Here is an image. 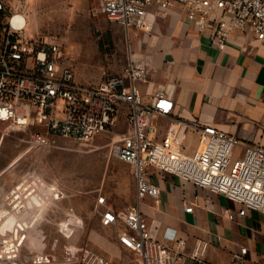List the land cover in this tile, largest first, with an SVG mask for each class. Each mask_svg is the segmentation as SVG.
I'll use <instances>...</instances> for the list:
<instances>
[{"label":"built area","instance_id":"obj_1","mask_svg":"<svg viewBox=\"0 0 264 264\" xmlns=\"http://www.w3.org/2000/svg\"><path fill=\"white\" fill-rule=\"evenodd\" d=\"M31 1L0 0L2 137L7 130H35L30 141L35 145L63 138L87 151L95 139L111 132L110 154L129 166L136 201L122 211H115L104 195L96 196L95 203L102 226L116 228L119 244L134 253L136 264H177L184 246L172 229L164 231L162 240L153 239L147 230L140 205L147 197L159 198V187L151 180L157 174H169L264 214V145L244 144L213 126L173 118V101L164 91H156L151 103H142L137 83L146 80L147 71L132 60L97 83L77 82L72 69L62 64L60 44L27 38L25 25L15 20L25 19L24 8ZM171 4L180 6L199 31L208 30L219 50L233 33L264 42V0H102L101 11L127 34H150ZM157 119L167 121L162 135ZM189 134L197 136L190 155L184 153ZM236 147L242 151L234 158ZM48 192L54 200L63 199L57 185ZM183 209L191 212L193 204L187 202ZM204 250L205 244H198L193 257H203ZM246 254L247 249L240 248L232 264H244ZM49 262L50 257L42 255L31 264ZM78 263L112 264L86 249Z\"/></svg>","mask_w":264,"mask_h":264},{"label":"rangeland","instance_id":"obj_2","mask_svg":"<svg viewBox=\"0 0 264 264\" xmlns=\"http://www.w3.org/2000/svg\"><path fill=\"white\" fill-rule=\"evenodd\" d=\"M101 4L102 0H32L24 8L23 32L35 41L59 43L62 64L72 69L76 81L97 83L119 73L131 60L132 49L130 35L102 14ZM152 33L156 34L140 36L151 38ZM4 127L0 264H31L42 255L50 257L48 264H79L85 249L112 264H136L134 253L119 244L116 228L102 226L95 203L96 196L104 195L109 205L122 211L136 201L129 166L110 154L111 132L95 139L86 151L63 138L35 145L30 142L35 130H7L2 137ZM196 139L188 135L186 153L194 149ZM241 151L236 147L233 157ZM51 185L59 187L62 200L53 199Z\"/></svg>","mask_w":264,"mask_h":264},{"label":"crops","instance_id":"obj_3","mask_svg":"<svg viewBox=\"0 0 264 264\" xmlns=\"http://www.w3.org/2000/svg\"><path fill=\"white\" fill-rule=\"evenodd\" d=\"M153 32L151 38L129 33L131 60L149 74L137 83L141 102L149 104L156 91H164L173 101V118L213 126L244 144L264 145V42L233 33L219 50L209 31H199L176 4L155 21ZM156 124L162 135L167 121ZM155 176L159 198L147 197L140 209L153 239L162 240L172 229L184 241L177 264H232L240 248L247 249L244 264H264V214L169 174ZM187 202L193 204L191 212L183 209ZM198 244H205L204 254L194 258Z\"/></svg>","mask_w":264,"mask_h":264},{"label":"bare ground","instance_id":"obj_4","mask_svg":"<svg viewBox=\"0 0 264 264\" xmlns=\"http://www.w3.org/2000/svg\"><path fill=\"white\" fill-rule=\"evenodd\" d=\"M15 20H17L20 23H23V25L26 24V19H24L23 17L17 16V18Z\"/></svg>","mask_w":264,"mask_h":264}]
</instances>
